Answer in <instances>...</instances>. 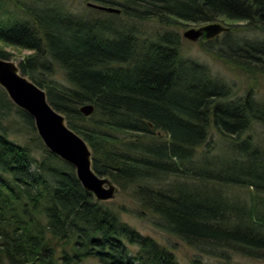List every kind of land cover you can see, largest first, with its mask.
Returning <instances> with one entry per match:
<instances>
[{
	"label": "trees",
	"instance_id": "16d2710c",
	"mask_svg": "<svg viewBox=\"0 0 264 264\" xmlns=\"http://www.w3.org/2000/svg\"><path fill=\"white\" fill-rule=\"evenodd\" d=\"M95 1L120 11L88 4L91 14L82 15L63 0H0V40L32 50L19 61L22 72L86 139L95 171L129 190L158 227L215 258L192 264H233L232 251L264 256V146L250 131L264 124V101L185 58L176 31L144 33L134 22L221 20L264 32V0ZM225 32L226 46L210 38L205 47L255 72L264 39L233 41ZM89 258L187 264L85 188L0 84V264Z\"/></svg>",
	"mask_w": 264,
	"mask_h": 264
},
{
	"label": "rangeland",
	"instance_id": "374dc122",
	"mask_svg": "<svg viewBox=\"0 0 264 264\" xmlns=\"http://www.w3.org/2000/svg\"><path fill=\"white\" fill-rule=\"evenodd\" d=\"M63 1L71 11L82 15H90L92 9L89 8L88 2H96L95 0ZM219 21L224 23L228 28L219 32L213 37L201 36L198 39H191L185 36L184 31L193 27L198 28L201 25L206 24L207 22L182 20L174 22V24L168 26L161 23H155L152 20H135L134 22L144 33L147 32L153 34L156 31H163L167 29L176 31L181 37V53L185 58L205 63L210 66L215 74H219L233 86V90L237 94L242 95L247 91H251L257 99L264 101V62L258 63L251 61L252 66H254L256 69L255 72H252L249 71V69L231 63L224 57L219 56L213 50L207 49L205 47V43L210 38H215L213 39L212 44L217 45V47H219L220 45L226 46L227 44H225V31H228L229 38L233 39V41H235L234 39L243 41V38H248L250 40H261L264 39V32L244 31L242 27L232 28V26L226 24L224 21ZM0 48L6 49L10 53L8 58L16 60L18 63L25 55L32 52L31 49L10 45L1 40ZM22 130L26 131L25 128ZM250 131L257 143L264 146V124L255 121L253 122ZM20 133L21 132H13L12 136L18 137L19 135H21ZM212 134L214 139L217 141V144H219V148L221 149L222 147L220 145H223L225 143L224 139H222V135L217 130H214ZM27 136L33 137L32 132H29L28 135L26 134V137ZM26 137L21 136L22 139ZM113 182L117 186V191L115 192V194L108 199L100 200H107L110 206L116 208L117 210H120L121 217L124 220L135 226L141 232L149 234L157 238L162 243L167 244L175 251L178 258L187 264H192L194 257L214 263V257H209L206 252L189 245L178 236L168 233L162 228L158 227L156 224L157 216L150 213H145L143 211H141L140 213L139 209L141 208V206L133 199L130 191L121 190L119 185L115 181ZM242 194L243 192L240 195ZM230 255V260H232L233 264H264V256H252L250 254L240 253L238 251H232ZM83 264H97V261L95 259L89 258L86 259Z\"/></svg>",
	"mask_w": 264,
	"mask_h": 264
},
{
	"label": "water",
	"instance_id": "95a60500",
	"mask_svg": "<svg viewBox=\"0 0 264 264\" xmlns=\"http://www.w3.org/2000/svg\"><path fill=\"white\" fill-rule=\"evenodd\" d=\"M89 4L120 11L113 6L94 2ZM227 28L220 21H211L198 28L185 30L184 35L191 39L201 36L213 37ZM0 84L18 106L33 116L45 145L75 167L77 176L85 188L91 190L98 199H108L115 194V183L93 168V154L86 139L68 125L65 115L49 102L45 88L23 73L16 60L0 56ZM81 110L90 114L93 104L86 103L81 106Z\"/></svg>",
	"mask_w": 264,
	"mask_h": 264
}]
</instances>
